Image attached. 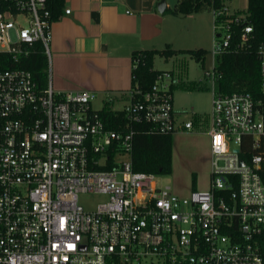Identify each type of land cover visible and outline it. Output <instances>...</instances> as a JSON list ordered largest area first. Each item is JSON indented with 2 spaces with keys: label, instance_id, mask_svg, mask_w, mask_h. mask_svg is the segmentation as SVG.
Listing matches in <instances>:
<instances>
[{
  "label": "built area",
  "instance_id": "1",
  "mask_svg": "<svg viewBox=\"0 0 264 264\" xmlns=\"http://www.w3.org/2000/svg\"><path fill=\"white\" fill-rule=\"evenodd\" d=\"M227 12L213 11L204 71L210 182L186 196L133 169V130L107 127L91 107L95 92L39 89L31 71L0 68V264H264V43L261 92L220 90L216 56L231 33L216 18ZM53 21L47 0H0V54L19 61L41 42L49 60ZM252 31L244 27L239 47ZM173 82L167 70L149 90L131 88L128 120L175 132ZM86 192L108 199L86 210Z\"/></svg>",
  "mask_w": 264,
  "mask_h": 264
},
{
  "label": "crops",
  "instance_id": "2",
  "mask_svg": "<svg viewBox=\"0 0 264 264\" xmlns=\"http://www.w3.org/2000/svg\"><path fill=\"white\" fill-rule=\"evenodd\" d=\"M159 1L64 0L62 15L51 25L48 72L52 88L56 91H93L96 93V98L91 101L93 110L106 106L123 110L131 100L134 51L162 49L167 45L177 49L206 48L201 45L189 48L186 42H198L202 27V35L212 32L213 11L174 14L166 9L174 7L178 0H166V7L161 12ZM229 5L226 6L227 13L240 9L239 0H230ZM66 9L71 12L66 13ZM168 71L176 82L173 70ZM175 82L173 106L177 130L198 135L200 130L193 131L200 127L198 112L192 113V119H184L185 98L176 91ZM194 91L189 90L187 96ZM187 120L193 122L191 129L184 127ZM190 168L194 170L195 165L191 164Z\"/></svg>",
  "mask_w": 264,
  "mask_h": 264
},
{
  "label": "trees",
  "instance_id": "3",
  "mask_svg": "<svg viewBox=\"0 0 264 264\" xmlns=\"http://www.w3.org/2000/svg\"><path fill=\"white\" fill-rule=\"evenodd\" d=\"M230 0H178L174 7L166 11L174 14H189L202 10L218 11L229 5ZM47 7L55 21L62 15L64 0H47ZM217 21L229 24L231 38L228 47L216 56V68L221 73L217 85L225 92L249 91L258 95L260 91V57L259 48L264 43V0H247L245 9H235L232 13L217 16ZM250 25L253 31L248 41L242 42L244 27ZM179 53H189L200 61L204 67L210 50L206 48L177 49L171 45L165 48L136 50L132 54V88L149 90L159 74L167 70L154 67L157 55L166 60ZM21 67L31 71L39 89L49 83V60L41 42L35 44L33 51L19 61L12 60L9 54H0V68ZM173 90V85H172ZM106 126L115 130H133L132 163L133 169L158 175L172 173L173 134L150 132L148 122H130L123 110H112L108 106L97 111ZM116 148L110 149L109 159ZM100 169L112 167L109 160L105 165L95 166ZM192 186L196 187V175L193 174Z\"/></svg>",
  "mask_w": 264,
  "mask_h": 264
},
{
  "label": "rangeland",
  "instance_id": "4",
  "mask_svg": "<svg viewBox=\"0 0 264 264\" xmlns=\"http://www.w3.org/2000/svg\"><path fill=\"white\" fill-rule=\"evenodd\" d=\"M239 6L240 9H245L247 0H239ZM203 29L202 27L200 30V40L186 42L187 47L197 48V45H201L211 51L215 36L214 23L211 33L202 35ZM211 66V53L206 56L204 68L202 63L189 53H179L169 60L157 55L154 61V67L157 69L173 70L176 80L175 89L185 98L184 119H192V113L198 112L196 115L200 127L194 128L193 131L200 130V134L188 135L185 130L174 132L173 170L171 174L160 175L162 184L172 186L175 193L183 196L189 195L192 190L193 174L196 175V187L199 189L208 188L210 182L212 153L208 130L211 127L212 94L209 88L210 82L204 77V71ZM189 90L195 91L187 96ZM191 164L195 165L194 170H190ZM107 199V195L96 192L80 193L78 196L79 204L86 210H95Z\"/></svg>",
  "mask_w": 264,
  "mask_h": 264
},
{
  "label": "water",
  "instance_id": "5",
  "mask_svg": "<svg viewBox=\"0 0 264 264\" xmlns=\"http://www.w3.org/2000/svg\"><path fill=\"white\" fill-rule=\"evenodd\" d=\"M165 7H166V0H160L158 2L159 11H161V12L164 11Z\"/></svg>",
  "mask_w": 264,
  "mask_h": 264
}]
</instances>
